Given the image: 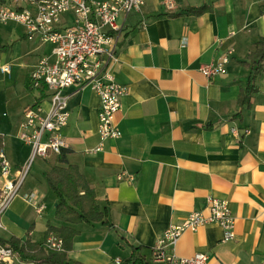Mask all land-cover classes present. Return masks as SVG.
Instances as JSON below:
<instances>
[{"label":"crops","instance_id":"obj_1","mask_svg":"<svg viewBox=\"0 0 264 264\" xmlns=\"http://www.w3.org/2000/svg\"><path fill=\"white\" fill-rule=\"evenodd\" d=\"M170 1L168 9L164 0H146L124 22L117 61L109 67L113 80L127 88L113 118L118 138L92 151L100 142L99 97L88 87L64 91H76L60 131L68 149L65 164L84 175L112 226L57 219L56 197L44 176L47 158L36 157L1 216L0 240L43 243L48 225L70 227L77 231L67 252L70 263L122 264L132 247H139L148 262L158 264L150 261L151 252L164 232L192 212H206L207 197L213 196L229 202L235 239L222 242L220 226L206 224L183 231L167 252L183 258L205 253L208 264H264L263 71L250 102L237 103L251 73L242 61L264 37V0ZM204 4L209 8L200 14L185 11ZM46 44L24 33L22 40H13L0 52V77L11 74L13 63L25 72L24 85L33 92L30 74L40 57L50 55L52 45ZM224 55L229 56L224 74L207 78L199 71ZM5 65L9 72L3 73ZM35 104L46 110L47 95L35 90L13 121L0 123L2 149L13 169H23L31 156L17 131L23 110ZM31 194L41 210L24 198ZM0 264L39 263L14 253Z\"/></svg>","mask_w":264,"mask_h":264},{"label":"built area","instance_id":"obj_2","mask_svg":"<svg viewBox=\"0 0 264 264\" xmlns=\"http://www.w3.org/2000/svg\"><path fill=\"white\" fill-rule=\"evenodd\" d=\"M146 0H0V23H19L24 35L32 40L52 45L50 55L39 58L31 74L29 85L48 97V108L40 104L27 106L18 125L17 137L31 147L28 163L34 158H48L58 154L66 146L60 134L67 124V103L76 92L65 89L76 86L77 90L90 88L99 97L97 109V133L99 144L92 151H101L108 139L118 138L120 130L114 123L115 113L120 109L121 97L126 86L113 80L109 67L117 61L116 44L126 18L139 12ZM168 9L170 0H164ZM122 23L118 24V19ZM229 56L203 64L199 71L207 78L225 73ZM9 72V66L1 68ZM264 73V70H263ZM29 165L13 169L0 148V227L1 216L11 201L19 194L28 173ZM38 210L37 198L24 195ZM205 211L190 213L179 225L170 226L153 247L150 261L158 264H208V256L197 252L191 257H178L167 252L176 244L185 230L195 231L206 224H217L223 231L222 242L235 239V219L227 200L208 196ZM63 242L50 234L45 246L50 250H62ZM14 255L11 248L0 244V262L9 261ZM117 263L120 260H116Z\"/></svg>","mask_w":264,"mask_h":264},{"label":"trees","instance_id":"obj_3","mask_svg":"<svg viewBox=\"0 0 264 264\" xmlns=\"http://www.w3.org/2000/svg\"><path fill=\"white\" fill-rule=\"evenodd\" d=\"M209 8L204 4L201 6H189L186 12L200 14ZM264 12V6H261ZM180 13H171L176 16ZM9 46H0V52L6 51ZM251 69L247 84L240 89L237 103L240 107L250 102L251 95L256 91L255 81L264 68V37H261L253 51L249 52L246 59L242 61ZM39 99V98H37ZM0 148H2V138L0 136ZM68 149H61L58 154H51L47 158L49 170L45 173V180L51 192L56 197L55 217L70 224L96 223L101 222L109 227L112 224L106 218L105 210L101 209L97 203L94 190L90 187L86 178L80 173L77 166L66 163ZM77 231L70 227L56 228L47 226L46 238L52 234L62 239V250H50L43 243H32L29 240L24 243L20 239L12 237L7 241L0 240V244L12 249L22 260H28L39 264H82L70 263L67 260V252L71 249V244ZM45 238V240H46ZM122 264H151L140 253L139 247H132L131 253L124 258Z\"/></svg>","mask_w":264,"mask_h":264},{"label":"rangeland","instance_id":"obj_4","mask_svg":"<svg viewBox=\"0 0 264 264\" xmlns=\"http://www.w3.org/2000/svg\"><path fill=\"white\" fill-rule=\"evenodd\" d=\"M23 33L24 28L19 23L11 22L6 25L0 23V46L10 47L13 40H22ZM46 47L49 49L51 46L46 44ZM14 65L11 63V74L7 78L0 77V123L13 121L22 104L28 98H32L35 92V90L32 92L25 87L23 82L25 72ZM31 163H28L29 167ZM41 180L45 182L42 176Z\"/></svg>","mask_w":264,"mask_h":264}]
</instances>
